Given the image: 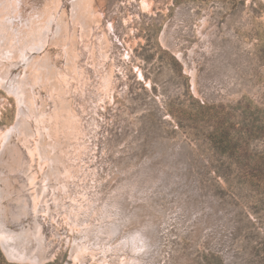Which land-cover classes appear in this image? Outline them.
<instances>
[{"label": "rangeland", "instance_id": "374dc122", "mask_svg": "<svg viewBox=\"0 0 264 264\" xmlns=\"http://www.w3.org/2000/svg\"><path fill=\"white\" fill-rule=\"evenodd\" d=\"M86 1L79 21L75 0L36 1L64 22L59 80L22 89L38 113L12 150L25 64L0 80V217L43 264H264V0ZM44 142L62 190L34 209ZM7 263L36 264L0 244Z\"/></svg>", "mask_w": 264, "mask_h": 264}, {"label": "bare ground", "instance_id": "6f19581e", "mask_svg": "<svg viewBox=\"0 0 264 264\" xmlns=\"http://www.w3.org/2000/svg\"><path fill=\"white\" fill-rule=\"evenodd\" d=\"M36 1L37 0H0V80L2 79L3 81V78L8 74L5 72L10 66L18 65L20 62L25 64V72H21L16 79L17 88L14 89V83L9 87V90H12L17 96L19 105L22 107L16 125L8 128L1 135L2 141L4 142L3 148L5 146L4 144H7L8 146L6 145V147L10 150H12L10 140L13 134H24L25 137H28L32 133V130L28 127L30 123L29 118L32 117L33 113H38V109H36L35 106H32L31 108L32 114L25 110V102L18 97L22 89H25L22 91L25 100L27 97H30L35 83L38 84V82H44L46 85V83L49 82L52 84L56 81V78L58 79V77L55 78L57 72H51L50 70L52 64L48 48L50 46L52 35L54 43L60 44L63 35L64 22L59 24L58 31L53 34L54 26L57 24L55 23L56 18L54 17L53 12L55 5H51V1V4H46L47 11H44L46 9H42L39 4L36 5ZM85 3H87L86 0H75L74 18L76 20L82 16L81 13L87 8ZM65 47L67 48V46ZM69 64L71 66L74 65L71 61ZM43 113H45V111ZM40 131H42V129ZM48 145L49 144L46 145V142H44L39 150H41V158L44 159L43 161H50L53 172L46 176L49 180H46L47 182L45 185L42 184L43 186L36 191L38 194L36 193V196L34 197V201H36L34 202V209H37V205H39L40 201L42 203H47L48 199L44 194L48 192L50 188L55 191L56 189L62 190V187L58 182L59 174H61V172L58 171L59 174H57V171L55 170L56 165H54V163H58V155H55L57 152L54 153L56 150H52V148H56V145L52 147H48ZM34 148L36 150V147ZM35 150L33 151L35 152ZM35 179L36 178L32 177L33 183L36 181ZM54 179H56V181ZM63 190H65V188ZM3 192L4 190L0 188V201L4 199ZM2 210L3 209L0 208V212ZM37 235L40 237L42 236L40 233ZM35 240L37 239L35 238V234L31 227H23L21 230H15L8 227L6 220L0 217V244L10 258L21 261H31L36 264L46 263L47 258L46 255L41 252V247H38L37 249L34 247ZM78 253L81 254L79 251Z\"/></svg>", "mask_w": 264, "mask_h": 264}, {"label": "trees", "instance_id": "16d2710c", "mask_svg": "<svg viewBox=\"0 0 264 264\" xmlns=\"http://www.w3.org/2000/svg\"><path fill=\"white\" fill-rule=\"evenodd\" d=\"M2 262H4L3 260H2ZM8 264V263H7Z\"/></svg>", "mask_w": 264, "mask_h": 264}]
</instances>
